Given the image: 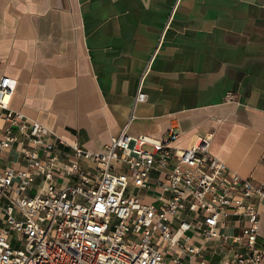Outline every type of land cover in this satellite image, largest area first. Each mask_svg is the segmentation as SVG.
I'll use <instances>...</instances> for the list:
<instances>
[{
	"label": "crops",
	"instance_id": "0c3cea01",
	"mask_svg": "<svg viewBox=\"0 0 264 264\" xmlns=\"http://www.w3.org/2000/svg\"><path fill=\"white\" fill-rule=\"evenodd\" d=\"M3 75L12 108L87 150L177 127L264 185V0H0Z\"/></svg>",
	"mask_w": 264,
	"mask_h": 264
},
{
	"label": "built area",
	"instance_id": "2783aa9c",
	"mask_svg": "<svg viewBox=\"0 0 264 264\" xmlns=\"http://www.w3.org/2000/svg\"><path fill=\"white\" fill-rule=\"evenodd\" d=\"M17 83L0 77V264H261L264 185L212 135L123 130L94 152L12 108Z\"/></svg>",
	"mask_w": 264,
	"mask_h": 264
}]
</instances>
